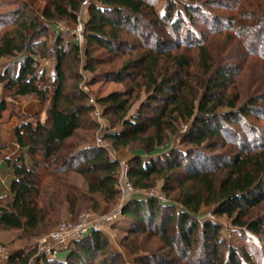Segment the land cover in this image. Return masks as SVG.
Masks as SVG:
<instances>
[{"label":"trees","instance_id":"obj_1","mask_svg":"<svg viewBox=\"0 0 264 264\" xmlns=\"http://www.w3.org/2000/svg\"><path fill=\"white\" fill-rule=\"evenodd\" d=\"M84 1L88 3L87 21L83 26L87 47L95 45L109 54H117L128 48L119 39V32L129 27L136 34L140 24L147 26L148 30L144 33H148L146 39L152 40L153 44L136 60L127 62L120 71L112 74V80L120 83L130 69L140 70L146 81V89L152 93L143 107L151 112V116L139 111L126 118L129 107L124 95H108L99 103L105 110L119 115L120 128L105 133L102 139L108 141L114 150L124 149L141 140V150L150 155L162 146L165 131L174 132V120L190 122L188 132L182 136V143L186 145L183 150H171L161 159L148 156L150 158L147 161L138 156L127 164L132 187L141 191L152 188V176L166 175L163 177V189L169 192L172 190L170 184L173 178L165 173L184 170L182 181L194 186L179 189L176 202L181 208L175 213H166V209L175 207L168 205L166 208L155 198H134L123 207V217L135 224L143 223L150 227L149 230H154L169 248L177 244L186 247L183 253L202 258L200 264H255L249 250L237 251L234 248L227 250L226 260H223L217 255V244L221 243L220 227L209 220L201 221L197 216L201 208L213 207L214 216H226L232 220L233 226L245 228L262 238L260 241L264 246V218L244 221L248 212L264 200V139L257 135L256 128L246 124L249 116L261 113L259 110L264 106V91L258 97L248 98L240 104L241 95L238 92L226 95L238 67L227 63L214 66L206 54L205 46L209 36L225 30L246 40L247 37L261 35L258 41L247 47L254 46L249 51L264 60V6L255 5L251 11L243 5L246 0H221L216 3L219 7L221 3L233 1L234 6L227 8L236 11V15L245 22L241 25L236 15L225 19L212 14L207 19L205 3L198 5L193 0L181 4V13L176 9V0H166L162 12L156 9L154 0H51L49 8L40 16L49 23L54 19L75 22L76 13ZM200 22H210V25L199 29L196 26ZM14 24L15 29L6 31L0 37V60L16 55L20 59L15 69L6 66L0 70V83L12 97L36 96L42 104H47V111L43 123L36 120L33 124V118L15 129L16 143L25 153L12 162V199L7 201L0 197V227L31 232L50 215L56 214L58 208L65 207L66 211L72 213L79 209V203L93 201L90 199L93 195L105 202L115 200L118 195L115 175L119 161L95 145L76 149L67 147L66 142L82 128L83 115L91 110L85 102L87 95L84 92H66L62 63L69 44L63 46V42L55 40L51 48L55 56L53 81L51 85L43 86L45 72H38V60L46 58L47 51L44 45L36 49V40L42 36L44 25L39 18L23 14L17 16ZM183 26L185 31L181 35ZM157 29H163L167 36H173L179 43L183 41L187 49H198L200 64L205 74H208L207 86L199 100L192 87L177 77V72L172 77L165 75L156 79L155 69L165 54L163 46L168 44L162 34L157 33ZM71 49L75 54L78 53L77 44H72ZM88 55L89 50L86 49L85 56ZM173 61L174 67L180 70L191 65L185 56L175 57ZM154 102L156 106L151 105ZM4 110L5 103L0 99V119ZM240 124L248 137L243 138L233 132L232 126ZM149 128L153 129V135H145L142 139ZM224 136L235 139L243 153L234 154L229 163L220 165V160H223L220 155H207L205 151L222 148L225 145L222 141ZM256 142L258 145H255ZM26 160H29L30 166H27ZM222 169L227 172L220 178L217 173ZM70 174L83 179L86 194L71 184ZM173 221H176V225L168 233ZM197 232L203 237L204 243L203 248L200 246L202 252L195 254V250L190 251V245ZM86 242L87 245L74 242L64 261L43 259L41 264H92L98 257L97 253L104 250L105 243L98 232H89ZM14 259L17 256L10 257V261ZM138 260L139 263L144 262V259ZM20 262L28 264V259H21ZM111 262L110 258L102 259L98 264Z\"/></svg>","mask_w":264,"mask_h":264},{"label":"rangeland","instance_id":"obj_2","mask_svg":"<svg viewBox=\"0 0 264 264\" xmlns=\"http://www.w3.org/2000/svg\"><path fill=\"white\" fill-rule=\"evenodd\" d=\"M50 1L51 0H0V37L6 31L15 29L14 21L17 16L21 14L26 17H37L40 19L44 25V30L42 36L36 40V49H40L44 45L45 51H47V57L38 60V72L42 70L45 72V83L43 86L46 87L51 85L53 81L55 56L51 53V48L55 40L58 39L59 42H63V46H65L66 43L69 44V47H66L65 59L62 63L66 92L70 94H74L75 91L79 90L84 92L87 95V101L85 102L91 110L83 115L82 128L77 130L74 136L66 142L67 147L71 146L73 149H76L90 145L97 146L96 138L101 134L99 132L100 128L103 129L101 138L105 133L110 131L113 132L120 128V122L118 120L119 115L110 110H105L104 106L99 103L101 99L113 93L124 95V99L127 101V106L129 107L126 118L135 115L139 111L151 116V112L149 110H144L143 107L149 101L152 93L146 89V81L139 69H130L127 77L120 83L112 80L113 73L120 71L127 62L136 60L139 56L144 54L147 49L153 46L152 40L146 39L148 33H144L148 30L147 26H145V24H140L136 29V34L132 33L129 27L120 31L119 39L123 41V43H126L128 48L122 49L119 53L112 55L95 45L88 47L86 45L83 26L85 21H87L88 3L81 5L79 11L76 13L75 22L65 19H54L49 23L45 22L40 15L45 9L49 8ZM176 1L178 2V4L176 3V9L181 13L183 11L181 4H186L188 0ZM219 1L221 0H193V2L198 5H203L205 3L204 13L207 19H210L212 14L223 16L225 19L230 15H236L235 10L231 11L227 8L234 6L233 1L227 4L221 3L222 6L218 7L216 3ZM154 2L156 4V9L162 12L166 0H154ZM243 5L252 11L255 5H261L263 7L264 0H246L243 2ZM236 18L240 25L245 23L238 15H236ZM208 25H210V22L209 24H202L200 22L196 27L202 29V27ZM156 31L162 34L167 41L166 43H168L163 46L165 54L161 57L155 69L156 79L159 80L165 75L167 77H172V75L177 72V77H180V79L192 87L196 99L199 100L207 86L208 74H205L200 64L198 49H187L186 46L183 45V41L179 43L173 36H167L166 31L163 29H157ZM184 31L185 26L181 29V35H183ZM140 33L144 36H141ZM260 37L261 35L258 37H250L249 39L247 37L246 40L245 38H237L230 31L225 30L222 31V33L209 36L207 45H205L206 54L209 56L214 66L224 63L233 64L234 66L237 65L238 72L235 75L233 83L230 84L226 95H233L235 92H238V94L241 95V99L238 102L239 104L245 102L248 98L258 97V95L264 91V60L252 55L249 51V48L254 46L247 47L258 41ZM72 44H77V54L71 49ZM86 49L89 50L88 57L85 56ZM181 56H185L191 62L188 68L182 70L174 67L173 61L175 57ZM19 59V55L1 59L0 70L6 66L15 69L16 62ZM29 97L30 96L12 97L11 94L4 89L3 84L0 83V99H3L5 107L9 102L17 103ZM89 98H92L99 108V117L93 114V108L89 104ZM40 104L45 109L47 104H42L41 102ZM239 104H237V107ZM14 105L15 104L11 103V106ZM151 105L156 106L157 103L154 102L151 103ZM259 111H261V113L249 116L246 119V124L256 128L257 135L264 139V106L263 109ZM11 113L13 112L11 111ZM37 119L38 117L31 122L34 124ZM189 124L190 122L186 123L182 120H174L172 123L174 132L165 131V138L162 146L158 147L155 153L150 155H146L141 150V140L131 143L124 149L114 150L108 141L102 139L103 144L99 147L105 149L109 157L117 159L120 162H125L126 164L138 156L145 161L150 158L148 156L161 159L164 155L169 154L171 150L180 151L183 150V147H186V145L182 143V136L188 132ZM232 127L233 132L242 135L243 138L249 136L242 130L241 124ZM153 133V129L149 128L144 136H142V139L145 135H153ZM230 136H224L222 141L225 145L222 148L205 151L207 155H220L223 159L220 160V165L229 163L231 158L234 157V154L242 152L237 145L238 143L235 142V139L229 138ZM259 142H261V140H259ZM218 144H221L220 141ZM256 144L258 145V142H256L255 145ZM1 146L0 139V147ZM26 163L30 166L28 160H26ZM225 171L226 169H222L220 173H217L218 177L221 178ZM184 173L182 169L165 173L173 178L170 184L172 190L169 192L163 189L165 186V179L163 177L166 175L152 176L150 180L152 188L141 191L132 187V192L129 194H123L118 190L119 182L118 179H116L118 195L112 202H105L101 200L99 196L93 195L90 198L93 199V201L85 200L79 203V209L72 213L66 211L65 207L58 208L59 210L56 214L53 216L50 215L44 223L35 231L31 232L2 229L0 227V247L5 249L10 255L7 260L0 259V264H22L20 260L24 258L28 259V264H41L43 259L49 261L61 259L60 261H64L69 256L68 253L73 244L79 242V245L85 243L87 245V234L76 241H71L65 249L57 251L56 258L46 257L42 255V253H38L36 248L37 243L56 231L61 224L77 223L84 215H89L92 219H99L104 216L112 217L111 221L105 222L100 227V230L97 231L101 234L105 247L104 250L97 253L98 257L92 264H98L102 259L108 260L109 258L112 260L111 264H200L202 258H196L195 256H189L188 253H183L186 247L177 244L169 248L160 240L159 236L154 233V230H149L150 227L143 223L135 224L132 220L124 218L122 215L123 207L134 198H155L166 205L167 207L164 206L166 208L169 207L168 205L175 207L170 209L165 208L166 210L164 212H177V209L181 208L179 202H176L179 189H189L194 186L189 182L184 183V181H182ZM69 177L71 184L77 187L81 193L86 194V186L83 179L74 174H70ZM2 198L7 201L11 199L8 196ZM95 204L96 207H94ZM212 210L213 207L201 208L197 218L201 221L209 220L220 227L219 234L221 243L217 244V255H220L223 260H226L228 254L227 250L229 248H234L237 251L249 250L253 254L255 264H264V246L260 241L262 238H258V236L248 232L245 228L240 229L233 226L232 220L226 216H214ZM262 218H264V200L248 212L244 221L250 222ZM175 225L176 221H173L170 229H168V233H171ZM202 238L199 232L195 234L190 245V251L195 250V254L202 252V244L204 243V239ZM200 246L202 247L201 249ZM56 247L59 246L56 245ZM63 252L65 255L62 257L60 253ZM206 253L207 252H205V254ZM14 256H17V259L10 261V257ZM138 259H140V261L144 259V262L139 263Z\"/></svg>","mask_w":264,"mask_h":264},{"label":"crops","instance_id":"obj_3","mask_svg":"<svg viewBox=\"0 0 264 264\" xmlns=\"http://www.w3.org/2000/svg\"><path fill=\"white\" fill-rule=\"evenodd\" d=\"M11 103L15 105L11 106ZM11 111L13 113H11ZM46 111L47 107L44 109L36 96H30L17 103H7L5 110L1 113L0 139L2 148L0 150V197L8 196L12 199V194L10 192L11 182L14 179L12 162L21 153H25V150H20L16 143L14 134L15 129L24 122L33 118L35 119L36 117H38L37 120L39 122L43 123L46 120ZM60 254L62 257L65 255L64 252Z\"/></svg>","mask_w":264,"mask_h":264},{"label":"built area","instance_id":"obj_4","mask_svg":"<svg viewBox=\"0 0 264 264\" xmlns=\"http://www.w3.org/2000/svg\"><path fill=\"white\" fill-rule=\"evenodd\" d=\"M87 4V1L82 3ZM89 104L93 108V114L99 117L100 112L99 108L95 104L92 98H89ZM99 132L100 136L96 138L97 146H101L102 143V132L103 129L100 128ZM115 178L118 179L119 189L123 194H129L132 192V185L128 178V169L127 164L125 162L119 161V166L116 171ZM111 216H104L99 219H92L89 215L82 216L77 223H63L61 224L56 231L52 232L47 238H43L37 243V251L38 253H42V255L50 258H56V252L62 249H65L66 246L71 241H76L89 232H97L100 230V227L108 221H111ZM58 245L59 247H56ZM9 254L5 249L0 247V259L7 260L9 258Z\"/></svg>","mask_w":264,"mask_h":264}]
</instances>
